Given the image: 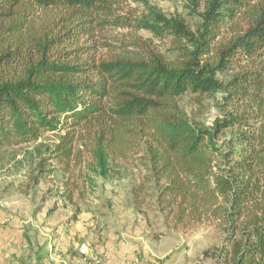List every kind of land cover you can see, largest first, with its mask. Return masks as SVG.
<instances>
[{
	"label": "trees",
	"instance_id": "obj_1",
	"mask_svg": "<svg viewBox=\"0 0 264 264\" xmlns=\"http://www.w3.org/2000/svg\"><path fill=\"white\" fill-rule=\"evenodd\" d=\"M129 2L0 0V151L58 134L68 171L86 131L103 179L141 154L165 221L218 224L206 260L264 264V0H192L195 25ZM188 95L220 98L212 127Z\"/></svg>",
	"mask_w": 264,
	"mask_h": 264
},
{
	"label": "rangeland",
	"instance_id": "obj_2",
	"mask_svg": "<svg viewBox=\"0 0 264 264\" xmlns=\"http://www.w3.org/2000/svg\"><path fill=\"white\" fill-rule=\"evenodd\" d=\"M191 1L141 0L140 4H129L140 12L155 8L195 25L199 18ZM202 10L199 5L198 13ZM143 35L151 36L147 32ZM181 103L192 119L208 128L221 116L220 98L199 102L196 96L188 95ZM81 136L68 171L55 154L58 134L48 133L37 142L0 151V199L27 198L33 215L46 210L75 220H82L84 214L94 216L107 233L116 230L117 246L122 242L133 248L132 259L126 255L123 264H214L203 255L223 245L218 224L204 219L188 230L173 228L156 206L154 181L136 167L142 155L119 161L111 178L103 179L92 171L91 138L86 131ZM44 159L48 160L42 167Z\"/></svg>",
	"mask_w": 264,
	"mask_h": 264
},
{
	"label": "crops",
	"instance_id": "obj_3",
	"mask_svg": "<svg viewBox=\"0 0 264 264\" xmlns=\"http://www.w3.org/2000/svg\"><path fill=\"white\" fill-rule=\"evenodd\" d=\"M71 219L46 210L33 215L27 198L0 199V264H123L126 255L132 259V247L116 245V230L107 233L92 215Z\"/></svg>",
	"mask_w": 264,
	"mask_h": 264
}]
</instances>
